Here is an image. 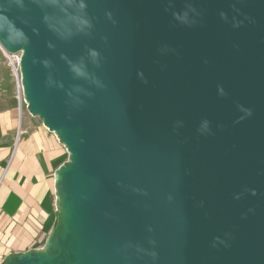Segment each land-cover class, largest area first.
I'll return each mask as SVG.
<instances>
[{
	"label": "water",
	"instance_id": "water-1",
	"mask_svg": "<svg viewBox=\"0 0 264 264\" xmlns=\"http://www.w3.org/2000/svg\"><path fill=\"white\" fill-rule=\"evenodd\" d=\"M0 48L67 153L0 264H264V0H0Z\"/></svg>",
	"mask_w": 264,
	"mask_h": 264
},
{
	"label": "crops",
	"instance_id": "crops-1",
	"mask_svg": "<svg viewBox=\"0 0 264 264\" xmlns=\"http://www.w3.org/2000/svg\"><path fill=\"white\" fill-rule=\"evenodd\" d=\"M66 159L55 135L19 112L0 76V263L44 246L55 215L54 174Z\"/></svg>",
	"mask_w": 264,
	"mask_h": 264
},
{
	"label": "built area",
	"instance_id": "built-area-1",
	"mask_svg": "<svg viewBox=\"0 0 264 264\" xmlns=\"http://www.w3.org/2000/svg\"><path fill=\"white\" fill-rule=\"evenodd\" d=\"M4 61L6 64V67L8 71L10 72L12 79L14 81V84L18 90V96H20L23 99V94H22V87H21V74H20V59H21V54L16 53V54H9L4 51H2ZM24 101V99H23ZM25 104V102H24Z\"/></svg>",
	"mask_w": 264,
	"mask_h": 264
},
{
	"label": "rangeland",
	"instance_id": "rangeland-1",
	"mask_svg": "<svg viewBox=\"0 0 264 264\" xmlns=\"http://www.w3.org/2000/svg\"><path fill=\"white\" fill-rule=\"evenodd\" d=\"M2 51L3 50L0 48V76H4L5 75L7 77V81L9 83L10 87H11L12 95L15 98V103H16V106H17L19 112L23 113V114H26L27 113L26 104H24L23 99L20 96H18V90H17V88H16V86L14 84V81L12 79V76H11L10 72L8 71V69L6 67ZM37 121H39V120H37Z\"/></svg>",
	"mask_w": 264,
	"mask_h": 264
},
{
	"label": "clouds",
	"instance_id": "clouds-1",
	"mask_svg": "<svg viewBox=\"0 0 264 264\" xmlns=\"http://www.w3.org/2000/svg\"><path fill=\"white\" fill-rule=\"evenodd\" d=\"M81 7H83V5H81ZM86 23V22H85ZM90 56L93 58V59H96L98 57V53L94 50H91L90 51ZM45 66H47V62H45ZM72 71L77 75V76H80V77H85L87 74L86 72L83 70V67L82 65H73L72 66ZM149 231H151V229H149ZM150 243L154 244L155 242L154 241H150ZM138 251H140V249H137ZM153 258H155L156 256V253L155 252H152V253H149Z\"/></svg>",
	"mask_w": 264,
	"mask_h": 264
}]
</instances>
